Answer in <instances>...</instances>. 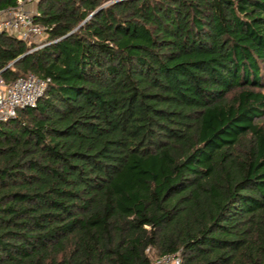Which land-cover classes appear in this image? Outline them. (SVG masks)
I'll list each match as a JSON object with an SVG mask.
<instances>
[{"label":"trees","instance_id":"trees-1","mask_svg":"<svg viewBox=\"0 0 264 264\" xmlns=\"http://www.w3.org/2000/svg\"><path fill=\"white\" fill-rule=\"evenodd\" d=\"M106 1L0 31V264H264V0Z\"/></svg>","mask_w":264,"mask_h":264},{"label":"built area","instance_id":"built-area-1","mask_svg":"<svg viewBox=\"0 0 264 264\" xmlns=\"http://www.w3.org/2000/svg\"><path fill=\"white\" fill-rule=\"evenodd\" d=\"M38 0H17L16 6L0 10V31H5L21 39L33 48L43 44L46 36V25L37 21V11L26 9V5ZM120 0H107L109 5ZM0 67V121L11 119L17 115L19 108L33 105L43 94L48 78L38 76L32 71L5 81ZM152 264H181L178 252L155 256Z\"/></svg>","mask_w":264,"mask_h":264},{"label":"crops","instance_id":"crops-1","mask_svg":"<svg viewBox=\"0 0 264 264\" xmlns=\"http://www.w3.org/2000/svg\"><path fill=\"white\" fill-rule=\"evenodd\" d=\"M38 3V1H37ZM37 3H29L26 5V9L30 10V11H37L38 12V9H37Z\"/></svg>","mask_w":264,"mask_h":264},{"label":"rangeland","instance_id":"rangeland-1","mask_svg":"<svg viewBox=\"0 0 264 264\" xmlns=\"http://www.w3.org/2000/svg\"><path fill=\"white\" fill-rule=\"evenodd\" d=\"M31 3H34V1H33V2H31ZM31 3H30V4H31ZM35 3H37V2H35ZM43 39H45V38H43Z\"/></svg>","mask_w":264,"mask_h":264}]
</instances>
